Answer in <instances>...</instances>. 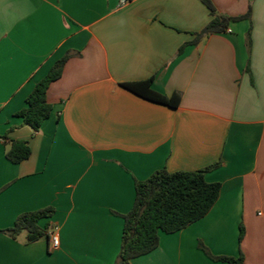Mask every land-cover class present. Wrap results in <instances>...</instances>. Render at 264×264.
<instances>
[{"label": "crops", "instance_id": "obj_1", "mask_svg": "<svg viewBox=\"0 0 264 264\" xmlns=\"http://www.w3.org/2000/svg\"><path fill=\"white\" fill-rule=\"evenodd\" d=\"M210 2L231 18L251 6V18L193 45L213 18L201 0H0V230L53 207L40 226L59 237L0 233V264H117L135 182L216 163L209 213L131 264H228L199 243L264 264V0ZM65 55L52 114L33 131L16 113ZM150 78L176 108L122 87ZM12 141L28 142L29 159L7 160Z\"/></svg>", "mask_w": 264, "mask_h": 264}, {"label": "trees", "instance_id": "obj_2", "mask_svg": "<svg viewBox=\"0 0 264 264\" xmlns=\"http://www.w3.org/2000/svg\"><path fill=\"white\" fill-rule=\"evenodd\" d=\"M211 11L213 18L195 34L193 45L216 34L225 33L230 24L241 20H250L251 6L241 17L231 18L219 14L210 0H201ZM183 48L179 50V53ZM69 56L65 55L50 69L28 95L25 108L16 113L23 125L33 131H38L53 111V106L47 100V92L52 83L57 81ZM153 78L145 81L124 83L122 87L132 93L152 102L176 108L179 105L178 95L166 97L152 90ZM31 156L28 142L12 141L6 152V158L13 164H19ZM220 163L196 171H180L171 173L166 169L154 172L145 181L135 182V200L131 210L122 216L124 220L121 247L117 263L131 264L137 257L146 255L159 246L161 234H173L181 231L192 223L205 217L219 198L220 183H209L205 179L208 171L217 168ZM55 213L53 207L19 215L11 228L0 230V233L16 239L22 233L26 234V243L32 244L48 238V227L40 226V222L51 218ZM244 235V227L240 226L239 240ZM201 249L210 259L228 264H244L242 254L239 257L213 256L207 248L199 243Z\"/></svg>", "mask_w": 264, "mask_h": 264}, {"label": "built area", "instance_id": "obj_3", "mask_svg": "<svg viewBox=\"0 0 264 264\" xmlns=\"http://www.w3.org/2000/svg\"><path fill=\"white\" fill-rule=\"evenodd\" d=\"M49 239L53 247H58L59 237L57 234V228L48 229Z\"/></svg>", "mask_w": 264, "mask_h": 264}, {"label": "water", "instance_id": "obj_4", "mask_svg": "<svg viewBox=\"0 0 264 264\" xmlns=\"http://www.w3.org/2000/svg\"><path fill=\"white\" fill-rule=\"evenodd\" d=\"M117 264H122V263H117Z\"/></svg>", "mask_w": 264, "mask_h": 264}]
</instances>
